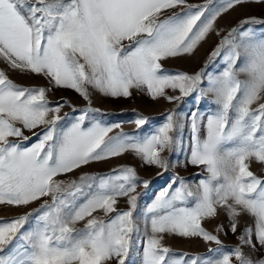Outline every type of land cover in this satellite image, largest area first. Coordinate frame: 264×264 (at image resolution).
I'll list each match as a JSON object with an SVG mask.
<instances>
[{
  "label": "snow or ice",
  "instance_id": "6c2138e0",
  "mask_svg": "<svg viewBox=\"0 0 264 264\" xmlns=\"http://www.w3.org/2000/svg\"><path fill=\"white\" fill-rule=\"evenodd\" d=\"M245 2L0 0V60L48 82L24 87L0 70V205H38L0 220V264H264V256L252 260L243 251L264 249V174L250 169L252 160L264 163V30L253 27L264 21L246 19L223 35L216 27ZM211 34L220 39L199 71L164 67L193 54ZM52 88L72 89L89 106L61 115L68 102L51 106ZM90 89L112 98L134 90L169 102L191 97L197 105L211 95L214 107H197L183 121L170 110L148 132L149 118L136 114L129 133L90 106ZM26 130L35 143L26 145ZM177 150L201 178L191 184L173 175L145 206L142 227L137 187L147 189L149 180L131 166L80 171L126 153L167 171L174 165L164 154ZM120 198L127 210L119 209ZM219 210L238 233L239 243L227 250L202 226ZM242 215L252 224L240 231ZM168 237L202 238L216 247L181 252L165 243Z\"/></svg>",
  "mask_w": 264,
  "mask_h": 264
},
{
  "label": "rangeland",
  "instance_id": "374dc122",
  "mask_svg": "<svg viewBox=\"0 0 264 264\" xmlns=\"http://www.w3.org/2000/svg\"><path fill=\"white\" fill-rule=\"evenodd\" d=\"M188 3L198 5L204 3V0H188ZM253 17L257 20L264 21V0H260V2H257V0H246L242 5L229 10L222 17L218 18L216 27L221 30V34L223 35L232 27L239 25L241 21ZM253 27L258 31L264 30V26L261 25H253ZM219 39L220 37L211 34L197 47L193 54L171 58L165 62L164 67L172 72L180 71L192 74L199 71L205 66L212 48H214L216 43L219 42ZM214 67H216V65L211 64L209 65L208 70L212 71ZM0 70L5 71L10 79L24 87H48V82L45 77L12 70L3 60H0ZM240 78L245 79L246 76L241 74ZM168 95H179V93L168 90ZM47 99L51 106H54L57 103H63L64 101L68 102L64 105L61 115H63V113L71 114L73 107L80 109L89 106L88 101H85L72 89L52 88L47 93ZM90 99V106L92 108H98L102 113L107 114L103 117L107 123H120L123 131L129 133L135 130V124L133 121L136 118V114L149 118L148 124L144 126V131L148 132L154 127L162 124L166 113L170 110L175 109L180 115L181 121H183L184 116L190 113L191 110H195L197 107H199V110L202 112L208 111L211 107H214V105H212L213 97L211 95L202 99L199 105H197L191 97H186L182 101L169 102L163 97L154 100L147 94L135 90L133 91V95L129 98H112L106 97L98 91L90 89ZM36 131H39V129ZM182 134L185 143H187L189 135L188 129H184ZM25 135L31 137V140L26 142V145L36 142L37 137L33 136L32 132L26 130ZM164 155L169 159L170 164L174 165L169 167L167 171L156 166L145 165L137 156L131 153H126L120 157L110 158L106 161L94 162L89 166H85L80 171L88 173H107L119 166H131L136 170V173L141 180H149L150 184L147 189H145L142 184L137 187V192L142 193V195L138 202L136 216L142 227L143 216L141 214L145 210V206L150 203L151 199L154 198V195L170 181L173 175L178 174L191 184H194L199 178H201L198 175L200 172L199 168L191 165H188L187 167L184 166V152L177 150L174 153H165ZM250 169L257 175L264 174V163L252 160L250 162ZM78 174L79 173L77 172L61 178L72 179ZM37 206V204H33L27 208H18L0 205V220H10L19 215H23L25 212L31 211L32 208ZM118 207L121 210H127L128 206L126 199L120 198L118 201ZM238 220V230L240 231H242L244 227L252 224V218L248 215H242ZM221 225H223V228L217 231ZM202 226L209 232L217 234L226 250L235 247L239 243L238 233L234 234L229 230L230 221L223 210H219L215 217L202 221ZM165 243L174 250L189 252L192 254L205 253L209 247H216L213 243H206L202 238L168 237ZM243 251L245 255L252 260H257L264 256V249L253 250L249 247H244Z\"/></svg>",
  "mask_w": 264,
  "mask_h": 264
}]
</instances>
